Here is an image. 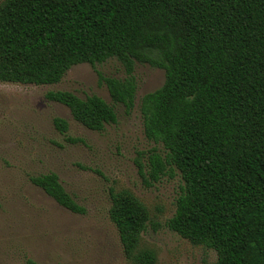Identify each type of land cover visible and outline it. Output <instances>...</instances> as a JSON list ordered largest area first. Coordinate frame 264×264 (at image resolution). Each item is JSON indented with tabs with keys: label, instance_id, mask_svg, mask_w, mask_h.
<instances>
[{
	"label": "trees",
	"instance_id": "trees-1",
	"mask_svg": "<svg viewBox=\"0 0 264 264\" xmlns=\"http://www.w3.org/2000/svg\"><path fill=\"white\" fill-rule=\"evenodd\" d=\"M115 57L123 78H104L114 104L93 94L48 90L86 127L117 121L134 106L136 62L165 70L140 102L144 132L156 145L138 161L152 184L179 171L184 189L167 226L214 249L203 264H264V0H3L0 81L54 84L82 62ZM55 127L69 129L56 116ZM60 205L86 208L55 172L32 175ZM111 220L133 264H159L139 248L150 215L128 189L111 190ZM27 264H42L28 259Z\"/></svg>",
	"mask_w": 264,
	"mask_h": 264
},
{
	"label": "rangeland",
	"instance_id": "rangeland-1",
	"mask_svg": "<svg viewBox=\"0 0 264 264\" xmlns=\"http://www.w3.org/2000/svg\"><path fill=\"white\" fill-rule=\"evenodd\" d=\"M3 0H0V3ZM134 106L116 104L117 121L93 130L77 121L69 107L46 97L48 90H69L80 97L99 95L114 104L106 77L126 76L115 57L71 66L54 84L0 81V264H133L124 253L111 220V190L128 189L147 207V228L139 248L156 252L159 264H203L214 249L193 244L167 226L184 180L176 171L147 184L138 165L155 147L144 132L142 96L159 88L165 70L136 62ZM66 119L60 132L54 117ZM55 172L64 188L86 208L75 213L30 180Z\"/></svg>",
	"mask_w": 264,
	"mask_h": 264
}]
</instances>
